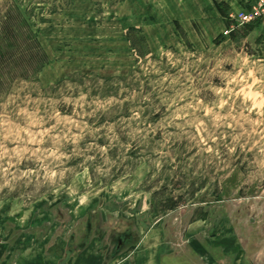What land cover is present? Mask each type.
<instances>
[{
	"label": "rangeland",
	"instance_id": "rangeland-1",
	"mask_svg": "<svg viewBox=\"0 0 264 264\" xmlns=\"http://www.w3.org/2000/svg\"><path fill=\"white\" fill-rule=\"evenodd\" d=\"M260 2L0 0L23 44L0 63L2 263L33 240L111 264L208 219L264 264V17L238 20Z\"/></svg>",
	"mask_w": 264,
	"mask_h": 264
},
{
	"label": "crops",
	"instance_id": "crops-1",
	"mask_svg": "<svg viewBox=\"0 0 264 264\" xmlns=\"http://www.w3.org/2000/svg\"><path fill=\"white\" fill-rule=\"evenodd\" d=\"M220 229L208 219L194 221L187 227L183 242L171 245L166 242L164 229L154 226L142 234L135 247L121 260L111 264H196L190 262L188 252L192 257L206 261L205 264H227V259H232V264H253L250 252L239 244L240 236ZM39 244L33 240L26 243L20 259L14 264H57L58 260H54L57 254L45 256ZM1 259L0 264H4ZM83 263L93 264L89 259Z\"/></svg>",
	"mask_w": 264,
	"mask_h": 264
},
{
	"label": "trees",
	"instance_id": "trees-1",
	"mask_svg": "<svg viewBox=\"0 0 264 264\" xmlns=\"http://www.w3.org/2000/svg\"><path fill=\"white\" fill-rule=\"evenodd\" d=\"M20 21V20H18ZM15 26H10L6 27L5 30L8 31V34L6 33V36L3 40L7 41L6 43V48H8L9 46H12V47H15L17 49H21L23 46V44H20L21 42H19L20 40H18L17 36H16V31H15ZM30 32V30H29ZM4 32H1L0 31V35H2ZM5 34V33H4ZM29 41H34V40H31L29 37L27 38L26 42H29ZM36 42V41H35ZM39 42V41H38ZM37 42V43H38ZM39 45V43H38ZM36 45L35 48H39V46ZM8 46V47H7ZM6 48H5V43L4 42H0V63L2 62H7L8 60H10V56L7 55V52H6ZM34 48V47H33ZM28 51V50H27ZM26 51V52H27ZM28 55H26L25 53L22 52V50L19 52V56L16 57V62L17 60H20V59H23V60H26L28 62V59H35V58H40L39 57V53L38 51L37 52H34V51H28ZM22 55V56H21ZM44 58L43 59H47L46 57V54H44V52L41 54ZM25 56V57H23ZM14 60V59H13ZM1 81H3V76L0 75V83Z\"/></svg>",
	"mask_w": 264,
	"mask_h": 264
},
{
	"label": "built area",
	"instance_id": "built-area-1",
	"mask_svg": "<svg viewBox=\"0 0 264 264\" xmlns=\"http://www.w3.org/2000/svg\"><path fill=\"white\" fill-rule=\"evenodd\" d=\"M258 17H264V0H261L256 10H253L252 12H240L238 20L241 21V23H249L251 20H254Z\"/></svg>",
	"mask_w": 264,
	"mask_h": 264
},
{
	"label": "flooded vegetation",
	"instance_id": "flooded-vegetation-1",
	"mask_svg": "<svg viewBox=\"0 0 264 264\" xmlns=\"http://www.w3.org/2000/svg\"><path fill=\"white\" fill-rule=\"evenodd\" d=\"M124 236H125V240H128L131 238V235L129 233H126ZM124 243H125L124 239L119 238L117 247L120 249L124 245Z\"/></svg>",
	"mask_w": 264,
	"mask_h": 264
}]
</instances>
